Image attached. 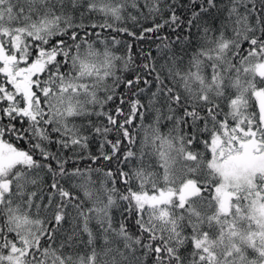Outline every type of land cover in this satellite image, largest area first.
Instances as JSON below:
<instances>
[{
    "label": "snow or ice",
    "instance_id": "6c2138e0",
    "mask_svg": "<svg viewBox=\"0 0 264 264\" xmlns=\"http://www.w3.org/2000/svg\"><path fill=\"white\" fill-rule=\"evenodd\" d=\"M0 264H264V0H0Z\"/></svg>",
    "mask_w": 264,
    "mask_h": 264
},
{
    "label": "trees",
    "instance_id": "16d2710c",
    "mask_svg": "<svg viewBox=\"0 0 264 264\" xmlns=\"http://www.w3.org/2000/svg\"><path fill=\"white\" fill-rule=\"evenodd\" d=\"M120 23L121 26H127L130 30L136 31L137 34H139V32L142 31L144 27H150L152 25V20L151 18H149L148 20L141 18L138 23L133 22L132 20H128L126 22H120ZM113 35H117V34L113 33ZM117 38L132 44V53L138 64L144 62L142 58L141 50H143V53H147L149 50H151L152 56L158 57L156 51V44L158 43V41L156 42L150 40L137 41L134 40L132 37H129L123 33L117 35ZM118 91H123V88L119 89ZM95 149H96V145H93V151H95ZM94 179H98V178L94 176Z\"/></svg>",
    "mask_w": 264,
    "mask_h": 264
}]
</instances>
